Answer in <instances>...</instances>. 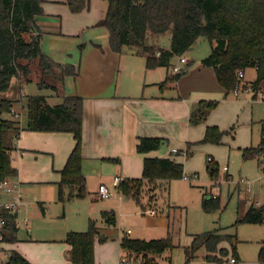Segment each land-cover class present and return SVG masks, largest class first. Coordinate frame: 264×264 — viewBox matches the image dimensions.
<instances>
[{
  "label": "trees",
  "instance_id": "trees-1",
  "mask_svg": "<svg viewBox=\"0 0 264 264\" xmlns=\"http://www.w3.org/2000/svg\"><path fill=\"white\" fill-rule=\"evenodd\" d=\"M43 2L0 0V91L9 89L14 77L20 78L22 82L38 79L40 88L58 91L63 101L51 104L44 94L28 95L27 123L22 126L20 121L3 117L4 112L11 111L13 100H0V183L18 174L13 152L22 129L69 131L74 135L75 145L60 171L61 179L58 181V199L65 203L74 197L84 198L90 193L83 171V97L65 94L58 87L67 75L77 76L79 67L72 63L57 62L43 51L38 24ZM66 2L73 12H80L90 6V0ZM97 25L109 29V42L113 50L121 52L124 47H129L145 56L148 68L166 66L169 69L166 80L172 81L185 73L186 66L174 72L172 67L175 64L171 63V59L176 55H184L198 38L205 36L211 44V52L202 58V64L215 70L225 95L239 86L246 89L248 84L252 87L254 98L261 92V82L264 80V0H109L107 14ZM165 35H171L168 47L160 44L161 37ZM83 47L84 44H81L80 50ZM157 51H160V55H157ZM253 67L257 72L253 81H246L239 76V71L245 73ZM219 102L218 99L198 101L191 110L190 123L196 125L206 121ZM261 122V141L258 145L243 148L245 159L260 156L264 152V119ZM231 130L209 125L199 142L221 143L224 135ZM164 142L166 140L161 137L141 136L137 149L146 153L160 148ZM199 142L188 143L187 155L192 154L191 147ZM207 167L211 181L217 179L220 174L218 163L213 158L209 159ZM185 175L187 173L182 162L171 157L146 156L142 176L123 178L118 190L146 209L147 205L145 207L141 198L148 184H152L148 189L152 191L150 197L155 201L159 187L168 190L173 179L184 178ZM208 195L205 188L201 200L205 211L214 212L226 207L220 195ZM2 196L0 189V200ZM148 203V207L153 205L151 201ZM241 206L237 222L264 223V202L251 204L245 211H240ZM171 214L168 215V234L164 237L145 239L124 235L120 245L125 254L135 261L140 260L141 264H160L158 258L166 250L178 246L174 242L175 221ZM2 215L6 224L0 241H17V211L3 208ZM102 217L108 225L117 222L115 210H104ZM105 239L94 219H90L89 227L84 231H68L65 240L71 244L69 257L72 264H98L95 244L97 240ZM223 240L230 241L233 256L237 258V233L225 232L221 227L193 234L191 243L184 247L185 261L182 264H188L200 249L206 251V259L221 261L228 253H222L219 246ZM5 264L32 263L19 251L12 250ZM257 264H264V239Z\"/></svg>",
  "mask_w": 264,
  "mask_h": 264
},
{
  "label": "crops",
  "instance_id": "crops-1",
  "mask_svg": "<svg viewBox=\"0 0 264 264\" xmlns=\"http://www.w3.org/2000/svg\"><path fill=\"white\" fill-rule=\"evenodd\" d=\"M108 8L109 0H90L89 8L80 12H73L66 0L43 2V12L38 15L43 51L57 62L72 63L79 67L77 76L67 75L58 87L65 94L83 97V171L90 193L82 199L74 197L65 203L58 199L60 171L75 145L72 132L22 129L13 152L18 174L11 178V183L18 185L22 192V202L18 205L17 213L20 209L27 210L29 196L33 190L39 189L41 195L37 194L36 198L41 199L38 202L44 214L48 210L47 203L51 201L60 203L65 214L68 202L76 199L78 202H75L74 208L82 218L75 221L74 225L53 219L54 224L51 226V222H48L47 231L43 235H37L38 237L29 234L28 238H23L17 232V241L0 243V255L2 258L4 255L3 259L12 250H17L32 264H72L69 257L71 244L65 240L67 232L84 231L87 228V223H84L86 218L90 222L94 218L93 214L117 210L118 206L124 208V203L132 201L117 190V195L99 204L96 192L101 183L111 186L115 176L122 179L141 177L146 156L171 157L182 162L185 167L189 162L188 143L201 141L209 125L229 130L239 115L241 99L237 96L232 98V94L225 95V90L217 81L215 70L202 64L203 57L193 60L184 54L187 58V62L183 64L186 71L172 81L166 80L169 72L166 66L148 68L145 56L135 53L129 47H124L121 52L113 50L109 42V29L104 25H97L106 16ZM81 44H84L83 50H80ZM165 46L168 47L169 44ZM179 57L174 56L171 63L177 64ZM34 69H37V65ZM250 69L254 72L249 76V69L245 71L246 81L256 78V68ZM260 90L263 97L264 80ZM30 94H44L51 104L63 101L58 91L40 88L38 79L22 82L20 78L14 77L10 88L0 91V100H13L11 111L4 112L3 117L20 121L25 126L27 96ZM202 99H218L220 103L211 111L206 121L193 125L190 123L191 110ZM229 105L233 108L226 110ZM141 136L161 137L166 142L158 149L142 153L137 149ZM197 145L191 147L192 154ZM243 146L250 147L248 143ZM211 157L214 159L213 155ZM185 170L186 173L194 171L187 167ZM225 174L231 178L228 170L223 171V175ZM46 188L50 189L48 198H45ZM2 195V201L11 199L4 191ZM247 202L249 205L244 207V211L251 204H261L264 200L255 202L247 199ZM126 208L133 210L131 206ZM143 210H154L157 214L156 208L147 207ZM26 215L23 226L29 231L31 219L29 214ZM45 217L49 216L45 214ZM17 221L19 225V213ZM102 235L106 237L105 241L97 240L95 244L96 262L107 264L108 254L116 252V248L121 249L120 240L124 235L119 239L110 237L107 233ZM263 239L264 237L259 241V250ZM205 253L204 250L200 251L196 256L198 259L190 264H236L231 263V258L235 256L232 255L229 259L228 253L221 261L208 260ZM121 254L118 252V263ZM237 258L249 264L238 250ZM257 263L258 259L253 261V264Z\"/></svg>",
  "mask_w": 264,
  "mask_h": 264
},
{
  "label": "rangeland",
  "instance_id": "rangeland-1",
  "mask_svg": "<svg viewBox=\"0 0 264 264\" xmlns=\"http://www.w3.org/2000/svg\"><path fill=\"white\" fill-rule=\"evenodd\" d=\"M170 40L171 35H165L161 37L160 44L168 45ZM210 52L211 44L205 36H202L185 53V56L195 60L207 56ZM247 72L249 76H252L254 70L249 68ZM33 74L35 75V72ZM249 86L248 84L246 89L241 86L238 93L234 91L230 93L232 98L237 96L241 99L242 105L239 115L232 122L233 125L231 124L234 128L233 130H231L232 126L229 128L231 132L224 135V141L221 143L199 142L198 145L196 144L197 148L193 154L189 155V162L186 164L185 169L187 167L194 170L187 173L191 178H185L186 180L182 178L173 179L168 190L159 187L156 190L155 201L153 197H150L152 191L148 189L152 184L145 187L141 199L145 203V207L150 205L149 201L151 203L154 201L153 205L149 207L156 208L157 214L152 215L143 210L141 205L132 199L131 202L124 203V208L118 206L115 210L117 218L115 225L106 224L102 214H93L94 218L92 219L100 227L101 232L107 233L115 239H119L121 235L145 239L164 237L168 234V215L171 212V215L175 217L174 242L178 246L172 250H166L158 258L160 264L184 263V247L190 244L192 235L219 227H223L225 232L237 233L239 242L236 249L238 253L249 261V264H253V261L258 259L259 241L264 237V223L237 222L240 205H242L240 211L249 205L247 199L255 202L264 200V152L260 156L249 159H245L243 156V145L245 143H248L249 146L259 144L262 136L261 120L264 119V96L262 97L260 92L257 98H253L252 91L248 90ZM232 108L233 106L229 105L226 110ZM211 155L214 156V162H217L220 168L219 177L212 181L207 167ZM225 167L231 174V178L227 174L223 175V171H226ZM242 178L244 181H249L250 185L243 182ZM203 185H206L205 188L208 194L220 195L226 207L214 212L205 211L201 204V197L205 190ZM48 190L46 188L44 191L45 198L50 197ZM37 194L41 195L39 189L37 191L36 189L33 190L31 196H29L27 210L22 211L20 209L18 212L20 226L18 233L23 238H28L29 234L36 237H38L37 235H43L48 229L46 227L48 222H51V226L54 224V220L74 225L75 221H80V218H82L74 208L75 202H78L76 199L68 202L65 214L64 209H61L60 203H57V201L47 203L48 210L45 214L49 217H45L44 211L38 202L41 199L36 198ZM115 194L117 195V191ZM106 201H108V198H99V204ZM127 206H131L133 210L129 211L126 208ZM57 208L58 212H56ZM28 214L29 219H31V230L29 231L23 226L25 215L28 216ZM84 223H87L86 229H88L90 222L89 220L87 222V218ZM128 229L131 231L128 232ZM230 244L229 240H223L219 245L222 253L228 252L229 259L233 255L231 254L233 248ZM119 249L116 248V252L108 254L107 264H120L118 263V252L119 254L122 253L120 258L127 256L122 248L118 251ZM202 250L204 249H200L199 252H202ZM197 257L188 264L195 262L198 259ZM169 258L171 261H169ZM207 262L210 263L208 260ZM135 264H141V261L138 260ZM218 264H221V262Z\"/></svg>",
  "mask_w": 264,
  "mask_h": 264
},
{
  "label": "built area",
  "instance_id": "built-area-1",
  "mask_svg": "<svg viewBox=\"0 0 264 264\" xmlns=\"http://www.w3.org/2000/svg\"><path fill=\"white\" fill-rule=\"evenodd\" d=\"M157 55H160V51H157ZM186 62H187V58L184 55L180 56L179 62L172 67L173 71L174 72L180 71L182 69V67L184 66L183 64ZM239 76L241 78L244 77V71L243 70L239 71ZM240 88H241V86H239L234 92L238 93ZM251 88L252 87L249 86L248 90L252 91ZM174 150L177 151L176 149H174ZM209 159H212V157L210 156ZM225 169L227 170V167H225ZM184 178H191V176L187 174L184 176ZM121 180H122L121 177L115 176L113 178L111 186L109 184H106V183H101L99 185L97 192H96V197H98V198H110V197L114 196L116 191L118 190V185L120 184ZM241 180L243 182L250 183L249 181H244L243 178ZM0 189H1V192L4 191L8 195H10V198H11L10 200H7V201L0 200V240H2L3 236H4L3 235V229H4L5 224H6V219L2 215V209L7 208V209H11L13 211H17L18 205L22 202V192H21L20 187L18 185H13L11 183V178H7L4 181H2L0 183ZM210 194L213 196H216L213 193H210ZM210 194H209V196H210ZM147 211L151 214H155L154 210H147ZM2 242L3 241H0V243H2ZM7 258H8V255L6 256L5 259H3L0 255V264H5ZM135 262L136 261L129 256H122L119 260L120 264H135ZM231 263L245 264V262L237 260L236 257L231 258Z\"/></svg>",
  "mask_w": 264,
  "mask_h": 264
}]
</instances>
